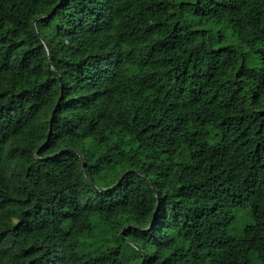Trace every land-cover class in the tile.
<instances>
[{
	"label": "trees",
	"instance_id": "obj_1",
	"mask_svg": "<svg viewBox=\"0 0 264 264\" xmlns=\"http://www.w3.org/2000/svg\"><path fill=\"white\" fill-rule=\"evenodd\" d=\"M142 261L264 264V0H0V264Z\"/></svg>",
	"mask_w": 264,
	"mask_h": 264
},
{
	"label": "water",
	"instance_id": "obj_2",
	"mask_svg": "<svg viewBox=\"0 0 264 264\" xmlns=\"http://www.w3.org/2000/svg\"><path fill=\"white\" fill-rule=\"evenodd\" d=\"M62 0H60V2H61ZM59 6V4H57L56 6H55V8L56 7H58ZM54 12V10L51 12V13H53ZM50 13V14H51ZM49 14V15H50ZM49 65H51V59L49 60ZM62 95H63V84H61V95H60V97H59V99H58V101H57V103H56V105H55V107H54V109H53V111H52V115H51V122H50V128H49V131H48V140H49V138H50V134H51V131H52V119H53V117H54V115H55V112H56V109H57V106L59 105V103H60V101H61V99H62ZM83 161V168H84V170H85V172H86V168H85V161L84 160H82ZM124 176H125V174H123L122 176H121V178L116 182V184L114 185V186H116V185H118L120 182H121V180L124 178ZM87 178H88V180H89V182H91V184H92V186L96 189V190H98V191H104V190H107L108 188H98L96 185H95V183L94 182H92L91 181V178H90V176L87 174ZM157 197H159V194L157 193ZM126 228L127 227H125L122 231H121V233H120V235L122 236L123 235V233H124V231L126 230ZM144 261V260H143ZM143 261L141 262V264L143 263Z\"/></svg>",
	"mask_w": 264,
	"mask_h": 264
},
{
	"label": "rangeland",
	"instance_id": "obj_3",
	"mask_svg": "<svg viewBox=\"0 0 264 264\" xmlns=\"http://www.w3.org/2000/svg\"><path fill=\"white\" fill-rule=\"evenodd\" d=\"M116 184V183H115Z\"/></svg>",
	"mask_w": 264,
	"mask_h": 264
}]
</instances>
